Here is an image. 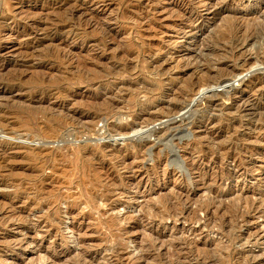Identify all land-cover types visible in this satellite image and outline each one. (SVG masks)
<instances>
[{"label": "rangeland", "instance_id": "1", "mask_svg": "<svg viewBox=\"0 0 264 264\" xmlns=\"http://www.w3.org/2000/svg\"><path fill=\"white\" fill-rule=\"evenodd\" d=\"M18 1L0 0V264H264V0H104L101 27L73 15L92 0Z\"/></svg>", "mask_w": 264, "mask_h": 264}, {"label": "bare ground", "instance_id": "2", "mask_svg": "<svg viewBox=\"0 0 264 264\" xmlns=\"http://www.w3.org/2000/svg\"><path fill=\"white\" fill-rule=\"evenodd\" d=\"M32 1H34L33 3L35 4V3H38L39 4V2H46L47 0H32ZM31 1V2H32ZM110 2H111V0H109ZM108 1V2H109ZM125 1V0H124ZM29 2V1H28ZM113 2V1H112ZM22 3V0H20V1H18V3H17V5H20ZM125 3V2H124ZM134 3V2H133ZM241 4V6H243L244 8H251L252 7V4H251V2L249 1V0H241V1H239L238 2V5H240ZM80 4V3H79ZM108 4V3H107ZM37 5V4H36ZM91 7H90V6ZM89 5H87L86 3H82L80 6H77V10L74 12V14L73 15H75V13H77V11L79 12V13H85V15H88L89 16V25H93V24H95L98 20H96L97 18H95L93 15H97L100 11H101V13H103L106 9H108L109 8V5H106V3H105V1L104 0H92L91 1V3L89 4ZM15 7H17V6H15ZM60 7V6H59ZM71 7V6H70ZM69 7V8H70ZM175 8V10H172V12H178L182 17H186V14L184 13V12H179V8L175 5V6H172V9H174ZM21 9V8H20ZM60 9V8H59ZM3 11V10H2ZM65 11H66V9H65ZM72 11V10H71ZM58 12V11H57ZM189 12H194V9L193 8H191L190 10H189ZM177 13V14H178ZM22 14L24 15V14H26V16L28 15H31V14H34V13H31V12H28V11H23L22 12ZM22 14H21V17H22ZM69 14V13H68ZM105 14H106V11H105ZM120 14V13H119ZM100 15V14H99ZM102 15V14H101ZM107 15V14H106ZM109 15V14H108ZM122 15V14H121ZM133 15V14H132ZM66 16V15H65ZM79 16V15H78ZM110 16V15H109ZM220 16H221V11L218 9V10H216V5L214 4V3H209V5L206 7V9H205V12H203V13H200L198 16H197V19L196 20H192V23H193V26H194V30H195V32H194V34H197V33H201V35L203 36L204 34H205V32H204V30H203V23H205V21L207 20V18H209V17H211L212 19H218L219 20V18H220ZM25 17V16H24ZM19 18V19H17L16 21H14L15 23H12L11 25H14L15 27H23V28H26V31L28 32V33H30V31H32L33 29H35V28H39L40 29V31H43L44 33L48 30V23L45 21V20H43V19H38V18H27V17H25V18ZM100 17V16H99ZM106 17V16H105ZM104 17V18H105ZM122 17V16H121ZM223 17V16H222ZM234 17V16H233ZM78 18V17H77ZM76 18V19H77ZM101 18V17H100ZM104 18L102 19V20H104ZM235 18V17H234ZM74 19V18H73ZM118 19V18H117ZM242 19V18H241ZM247 19V18H246ZM101 20V21H102ZM217 20V21H218ZM74 21H76L75 19H74ZM91 21V22H90ZM112 21H113V23H114V21L115 20H108L107 19V21L105 22L104 21V24H103V27L101 28V29H103V31H104V33L105 34H108V33H110V32H112V25H113V23H112ZM118 22L120 21V20H117ZM220 21V20H219ZM52 22V21H51ZM78 22V23H77ZM77 24H76V26L80 23V20L78 21L77 20ZM88 22V21H87ZM240 22V21H239ZM98 23H99V21H98ZM57 24H59V23H57ZM257 24V23H256ZM55 25V24H54ZM101 24L99 23V27H101L100 26ZM240 24H238L237 25V23H236V26L238 27V30H237V32H236V34H234L235 36H234V38L232 39L233 41H235V44H236V46L237 47H240V46H247L248 44H249V41H251V40H249V39H251V37H249V36H247L246 35V32H244V27H242V24H241V26H239ZM74 26V25H73ZM97 26V27H98ZM116 26V25H115ZM78 27V26H77ZM236 27V28H237ZM95 28V27H94ZM250 29V28H249ZM51 31V30H50ZM72 31H75L74 30V27H73V30ZM70 32V31H69ZM259 33H261V32H259ZM27 35V36H26ZM46 35V34H45ZM48 35V34H47ZM258 35V34H257ZM18 37L17 38H21L22 36H20V35H17ZM25 36L26 37H28L29 35L28 34H25ZM111 36V35H110ZM201 36V37H202ZM16 37V36H15ZM188 37V34H185V35H183V40H187V39H192L190 42H191V44H195L196 45V48L195 49H197V48H199L198 46H200V45H202V40H201V38H196V37H194V35L192 34V37H190V38H187ZM249 37V39H247ZM23 38H24V36H23ZM95 39V38H94ZM16 40V39H15ZM23 40V39H22ZM226 41V40H225ZM82 42V41H81ZM99 44V43H98ZM201 47V46H200ZM200 49V48H199ZM249 49V48H248ZM203 50V49H202ZM1 55V54H0ZM251 55V54H250ZM237 62V61H236ZM257 64V63H256ZM244 65V64H243ZM231 71V70H230ZM262 72H264V71H262ZM231 75H232V73H231ZM235 76V75H234ZM238 81V80H237ZM240 81V80H239ZM238 81V82H239ZM241 82V81H240ZM240 82H239V84H235L234 83V85L232 84H230V86H222V87H218V88H220L221 90H224V89H227V88H229V87H231L232 86V88L233 87H235V86H240ZM233 83V82H232ZM237 83V82H236ZM243 82H241V84H242ZM257 83V82H256ZM262 83V82H261ZM250 87V86H249ZM254 87V86H253ZM212 89H210V91H211ZM252 91V90H251ZM213 92H215V91H213ZM258 92V91H257ZM44 93V92H43ZM211 93H212V91H211ZM214 94V93H213ZM213 96V95H212ZM215 96V95H214ZM197 100H198V98H196ZM194 100V99H193ZM198 102V101H197ZM251 103V102H250ZM206 104V103H205ZM241 107V106H240ZM253 108V107H252ZM255 108V107H254ZM239 109V108H238ZM241 110V109H240ZM244 110V109H243ZM243 112V111H242ZM244 113V112H243ZM247 113V112H246ZM245 113V114H246ZM184 114H186V113H184ZM252 114V113H251ZM256 115V114H255ZM179 118H180V116H179ZM178 118V119H179ZM176 119H177V117H176ZM184 119V118H183ZM177 121V120H176ZM182 122V121H181ZM155 129V128H154ZM12 132V131H11ZM140 132V131H139ZM152 132V131H151ZM154 132V131H153ZM142 133V132H141ZM112 134V133H111ZM137 134V133H136ZM2 135V134H1ZM142 136V135H141ZM2 138V137H1ZM4 139H9V138H5L4 137ZM1 140V139H0ZM10 140V139H9ZM1 142H2V140H1ZM10 142H11V140H10ZM13 143V142H12ZM26 143V142H25ZM21 144H23V143H21ZM20 144V145H21ZM15 145H16V143H15ZM18 145V144H17ZM28 145V144H27ZM14 146V145H13ZM24 148V147H23ZM3 151V150H2ZM5 155V154H4ZM243 166V165H242ZM236 169V168H235ZM195 172V171H194ZM192 184V183H191ZM1 186V185H0ZM6 187V186H5ZM2 188V187H1ZM6 190V189H5ZM4 204V203H3ZM10 204V203H9ZM1 205V204H0ZM7 205H8V203H7ZM12 205V204H11ZM5 207V206H4ZM12 207V206H11ZM11 209V208H10ZM14 209V208H13ZM12 210V209H11ZM0 212H1V210H0ZM17 212V211H16ZM11 213V212H10ZM13 213V212H12ZM8 215H9V213H8ZM1 216V215H0ZM5 216V215H4ZM10 216V215H9ZM16 217V216H15ZM14 217V218H15ZM14 218L13 217H10V219L12 220L11 222H13V220H14ZM200 218V217H199ZM16 219V218H15ZM0 220H1V218H0ZM24 220V219H23ZM169 220V219H168ZM2 221V220H1ZM9 221V220H8ZM201 221V220H200ZM15 222H16V220H15ZM12 224V223H11ZM6 226V225H5ZM7 227H8V225H7ZM21 228V232H24V231H26V227L24 228V227H17L16 229H20ZM183 231V230H182ZM188 236V235H187ZM15 239V241H14V243H13V245L11 244H7L6 246H7V248H8V246L10 247V249L12 248V250H16L15 252H16V254L18 255L19 254V256H24V255H26V252L27 251H29L28 250V248L30 247V246H32V245H34L36 242L34 241L35 239L33 238V237H31V236H29L28 235V233L27 232H25V234L23 235V236H21V237H16V238H14ZM7 241V240H6ZM169 244V243H168ZM79 245V244H78ZM5 249V248H4ZM9 249V250H10ZM15 254V255H16ZM45 258V257H44ZM6 256L4 255V260L3 261H6ZM43 260V259H42ZM42 260H41V264H42ZM3 261H1V262H3ZM29 262H30V260H29ZM45 262V261H44ZM39 263V264H40ZM17 264V263H16ZM208 264V263H207Z\"/></svg>", "mask_w": 264, "mask_h": 264}]
</instances>
